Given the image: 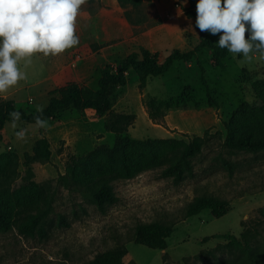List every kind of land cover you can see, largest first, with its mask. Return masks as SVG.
<instances>
[{"label":"rangeland","instance_id":"rangeland-1","mask_svg":"<svg viewBox=\"0 0 264 264\" xmlns=\"http://www.w3.org/2000/svg\"><path fill=\"white\" fill-rule=\"evenodd\" d=\"M188 6L176 0H83L75 26L79 43L57 55L33 53L32 63L23 69L26 78L0 97L34 112L69 82L95 89L100 69L117 66L138 46L160 58L174 49L186 51L198 42L181 27L182 8ZM204 36L216 43L219 33L204 30ZM263 79L264 61L257 57L245 60L228 52L213 63L210 51L202 48L190 61L176 62L165 74L148 78L142 89L129 69L126 85L113 91L109 112L71 108L39 129L20 121L13 129L7 123L0 142V203L13 204L14 214L11 228L0 232V264H86L97 253L117 247L127 251L124 264H211L230 258L225 235L245 233L253 246H263L264 152L232 151L224 145L226 123L261 112L254 93ZM205 85L216 106L207 105ZM149 101L172 106L161 107L163 116L152 120ZM117 114L134 116L121 136L135 141V157L149 152L146 141L160 138L199 137L201 150L191 159L193 175L180 182L163 177L160 167L111 179L116 201L101 213L81 190L66 188L58 179L70 156L95 151L105 158L120 136L106 128ZM19 128L26 130L23 137L14 135ZM42 137L47 160L39 156ZM223 161L231 165L230 173ZM199 194L227 200L230 210L219 218L208 210L185 217V206ZM36 213L44 214L38 226L20 232L18 225ZM154 220L173 227L164 249L133 239L136 224Z\"/></svg>","mask_w":264,"mask_h":264},{"label":"trees","instance_id":"trees-1","mask_svg":"<svg viewBox=\"0 0 264 264\" xmlns=\"http://www.w3.org/2000/svg\"><path fill=\"white\" fill-rule=\"evenodd\" d=\"M137 4L143 0H117ZM177 3L187 1L188 7H183V19L181 27L188 31L197 39V43L186 51L174 49L166 56L160 58L157 53H153L143 46H138L136 50L128 53L119 61L117 66L106 65L99 71L97 87L91 89L85 85L69 82L66 85L52 92L46 105L42 108V115L48 119L59 113L75 109H93L97 114L109 112L112 106V95L115 88L123 87L127 83V72L133 70L137 75L138 87L142 89L150 77H157L165 74L176 62H188L194 54L202 48L210 51L213 63L226 57L228 51L216 46L210 38L204 36V31L195 25L196 12L193 5L196 0H176ZM247 37V32L245 33ZM206 103L208 106H216L217 102L210 97L205 85ZM259 113H251L237 122L230 121L225 124L226 136L224 145L232 151H245L250 153L264 152V79L261 87L254 93ZM149 118L155 120L163 116V108L172 106V103L165 105H155L149 101ZM152 108V110H151ZM13 109L21 113L20 122L34 124L33 117L39 113L26 112L18 107L14 100L0 97V142L4 126L10 123L11 117L8 115ZM134 119L133 115L117 114L106 124V128L118 136L110 150H107L105 158L96 156L95 151L86 155L70 156L65 163L64 173L59 176V183L69 188L73 186L81 190L94 203L96 209L103 213L106 208L116 201V196L111 185V179H129L140 172L160 167L163 177H170L175 182H180L193 175L191 159L201 150V139L194 137L189 141L177 140L173 138H160L146 141L149 152L135 157L134 140L129 136L121 134ZM17 121V122H18ZM240 128V131L236 129ZM40 145L39 156L44 160L49 157V149L45 137L37 141ZM104 148V147H102ZM36 151L35 156H37ZM228 173L231 172V165L223 161ZM1 198V196H0ZM14 205L0 203V232L8 231L12 226ZM203 210H208L213 218L224 216L230 210V203L222 198L211 195L199 194L185 206L184 216L192 217ZM264 212V208L262 209ZM43 213L29 215L26 221L18 225L20 232L34 230L41 219ZM60 223H64L60 218ZM65 224V223H64ZM173 231L171 224L154 220L150 222H139L134 227L133 239L136 243L142 244L151 249H164L167 239ZM38 232L43 236L44 231L38 228ZM230 258L223 259L211 264H264V245L253 246L245 233L239 237L225 235ZM205 240V239H204ZM127 251L123 247L107 249L97 253L86 264H124Z\"/></svg>","mask_w":264,"mask_h":264},{"label":"clouds","instance_id":"clouds-1","mask_svg":"<svg viewBox=\"0 0 264 264\" xmlns=\"http://www.w3.org/2000/svg\"><path fill=\"white\" fill-rule=\"evenodd\" d=\"M83 0H0V93L26 78L23 70L33 53L57 55L79 43L76 18ZM195 25L219 33L216 46L245 60L264 61V0H196ZM247 32V37L245 33ZM36 128H46L48 118L37 105ZM16 129L21 113L8 114ZM25 129L14 131L17 137Z\"/></svg>","mask_w":264,"mask_h":264}]
</instances>
